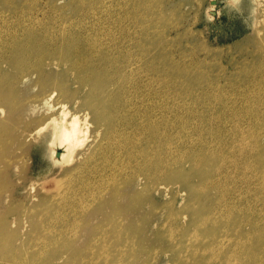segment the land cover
<instances>
[{"label": "rangeland", "instance_id": "obj_1", "mask_svg": "<svg viewBox=\"0 0 264 264\" xmlns=\"http://www.w3.org/2000/svg\"><path fill=\"white\" fill-rule=\"evenodd\" d=\"M26 22H34L40 26L53 22L63 25L67 22V27L74 29L89 27L91 30L97 28L94 30L117 32L122 48V52L120 49L118 51L119 55L125 60L131 58L130 61L134 62L133 58L137 57L141 66L136 77L129 70L124 74V82L127 80L125 84H132L125 87L126 94L121 93V100L128 104L129 111L136 110L134 108L139 111L142 109L137 119L140 118L143 122L153 121L152 125L163 128L161 133H170L167 151L171 148L168 154L173 152L169 158L171 156V161L176 159L174 165L187 167L192 157L211 155L212 162L207 168L210 167L211 171L214 168L211 179L213 177L216 181L217 178L218 182L213 187H188L177 178L170 177L172 188L162 190L155 187L152 191L141 192L142 200L147 201L148 197H152L159 204L169 202L172 209L184 216V222L181 223L186 224L187 234L190 236L196 237L198 233L192 220L194 208H213L215 216L251 220L254 227L257 225L259 231L264 233V165L261 162L264 154V0H0V83L3 84L0 85V90L8 93V87L15 82L13 87L19 100L13 106L15 109L21 107L24 112L22 114H25L20 123L9 121V124H14L10 126L4 122L5 109L3 112L0 110V145L7 146L3 152L12 164L5 168L1 164L5 160L0 162V219L6 214L10 223L2 229V233L10 237L13 235L10 247L0 244V264H15V260L22 257H26V264H46L31 259L36 255L48 257V249L42 245L39 252L34 251L35 246L41 243L37 233H42L45 229L40 226V218L35 219L36 222L31 219L29 211L37 207L44 208L43 205L36 204L42 202L46 206L51 195L60 196L57 182L67 179L77 184L73 175L60 171L64 169L63 166L73 162L72 157L74 159L79 150L88 145L93 132L91 124L83 145L74 151L72 161H68L70 163L54 159L52 149L63 152L64 147L57 140L53 141L55 138L50 134L51 123H47L40 134L26 140V125L33 126L44 121L50 110L48 107L52 106L51 113L56 101L55 95L51 104L46 106L33 102L31 107L34 110L30 114L32 121L28 119L26 123V100L38 91L41 83L30 80L31 78L26 77V68L11 61V46L15 39H25ZM48 74L54 75L56 70L51 68ZM130 88L135 92L134 95ZM65 103V108L70 112L81 115L85 111L79 103ZM158 105L162 108L158 109ZM152 107L154 110L158 109V112L153 111ZM196 114L201 117L200 121ZM87 118L90 120V116ZM130 121L135 120L132 117ZM200 123L204 126L200 127ZM148 126L151 127V123ZM11 131L13 133L10 134ZM137 131L129 130L126 133L129 137L127 141L137 140L130 150L137 156L151 154L156 143L161 142L160 139H156L155 143L152 140L155 133L152 134L151 130L144 131L145 136ZM196 135L199 136L195 137ZM126 142L118 146L126 149ZM104 146L105 144L100 149ZM140 147H143L142 151L138 149ZM211 147L217 154L211 151ZM121 160L120 158L118 163ZM218 165L221 168L217 169ZM124 170L135 189L142 191L148 185L146 176L139 169ZM200 179L198 174L190 178L193 184L199 183ZM219 181L223 184H219ZM98 183H104L101 188L103 193L96 195L108 197L104 190L107 182L101 180ZM151 185H154L153 181ZM181 188L187 190L180 191ZM128 189L127 193L130 194L132 190ZM44 196L47 198L43 199ZM73 197L76 198L77 195ZM71 204L78 206L82 201ZM12 221L14 222L11 223ZM244 224V227L251 229L247 223ZM163 225L164 221L158 220L151 226V231L157 229L160 232V226ZM159 234L156 238L163 240L158 237ZM20 245H23L22 248Z\"/></svg>", "mask_w": 264, "mask_h": 264}, {"label": "bare ground", "instance_id": "obj_2", "mask_svg": "<svg viewBox=\"0 0 264 264\" xmlns=\"http://www.w3.org/2000/svg\"><path fill=\"white\" fill-rule=\"evenodd\" d=\"M54 22L49 25L44 22L46 25L41 24L42 26L34 22H26V26L24 25L26 41L25 39H15L11 46L13 53L11 61L26 68V77L31 78L30 80H36V83L41 82L38 91L26 100V123L28 119L32 121L30 114L34 110L31 107L33 102L46 106L51 104L50 102L56 95L54 110L49 113L52 106L48 107L50 110L45 120L33 126L27 127L26 125V140L40 134L46 124L51 123L50 134L52 138H55L53 141L57 140L56 142L64 147L63 152L52 149L55 153L54 159L60 162L67 161V163L73 160L66 167L63 166L64 169L60 172H65L69 176L73 175V178L77 180V184L67 179L57 182V192L60 196L53 197L51 195L46 206L42 202L36 204V206L43 205L44 208L37 207L29 211L31 219L34 221L40 218V226L45 229L44 232L37 233L41 243L35 246L34 251L39 252L38 249L42 248V245L48 249V253L46 252L48 257H39L35 254L37 257H31V259L46 264H264V233L259 231L257 225L254 227L255 224L249 218L247 221L241 218L215 216L213 208L210 210L194 208L192 220L195 222L197 226L195 230L198 232L195 237L187 234L189 232L186 229V224L181 223L184 222V216L180 215L176 209H172L169 202L159 204L152 197L151 199L148 197L147 201L141 199V195H143L141 192L152 191L155 187L162 190L172 188L173 185L169 183L170 177L177 178L179 182L188 187L196 186L205 189L213 187V184L217 182V178L216 181L213 177L211 179L214 168L212 171L209 170L210 167L207 168L208 164L212 162V157L211 155L204 157L205 154H201V157L196 155L189 160L190 165L187 167L174 165L176 159L171 161V156L169 158L173 152L168 154L171 148L167 151V145L170 144L168 136L170 133L168 134L167 131V134L161 133L163 128L160 129L159 126L152 125L153 121L148 122L147 119L148 121L143 122L140 118V120L137 119L138 113L142 109L140 111L137 108L132 110L131 107L132 112L129 111L128 104L121 100V93L125 92V87H128L129 84V82L125 84L127 80L124 82V74L129 70L131 74L135 73L136 77L141 66L138 64L137 57L133 58L134 62L130 61L131 58L125 60L119 55L118 51L120 49L122 52V48L117 32L94 30L97 28L91 30L89 27L74 29L67 27V22H62L63 25L56 23L55 25ZM124 38L122 39L124 40ZM51 68L56 70V74H48ZM144 79L142 78V80ZM0 85L3 84L0 83ZM10 85L11 87L7 89L8 93H3L0 90V110L3 112L5 109L4 111H6L4 122L8 124L9 121L20 123L25 114H22L21 107L20 109L14 108L13 104L18 103L19 98L16 97L17 94L13 87L15 82ZM129 85L132 86V84ZM132 88L130 89L132 90ZM141 92L143 93V91ZM65 101L79 103L84 108V113L80 115L77 112H70L66 109L67 107L65 108ZM147 103L149 102L147 101ZM166 104H168L167 101ZM161 108L160 106L158 109ZM158 109L155 110L158 112ZM155 110L153 109V111ZM159 114L161 113L159 112ZM142 115L145 114L142 113ZM172 115L174 117V114ZM88 116H90V120H88ZM132 117L135 121H130ZM198 118L200 121L201 117ZM142 119L144 118L142 117ZM150 119L153 120V117ZM157 119L161 120V117ZM172 121L174 122V120ZM149 123H151V127L148 126ZM91 124L93 131L91 141L85 148L79 150L73 159L74 151L84 143L85 134H88ZM167 124L165 125L168 126L169 124ZM9 125L14 124L10 123ZM169 128L173 129L172 126ZM129 130H138L137 132L143 136H145L144 131L151 130L152 134L155 133L152 140L156 143V139H160L161 142L156 143L151 154L143 153L137 156L130 150L137 140L127 141L129 137L126 136V133H129ZM167 130L169 131L168 128ZM11 133L13 132L11 131ZM217 133L219 134V132ZM199 140L201 141V138ZM125 142L126 149L123 146H118ZM49 143L51 142L49 141ZM223 143L225 144L224 141ZM104 144V148L100 149ZM5 147L7 146L0 145V162L5 160L1 164L8 168L12 164L10 158L3 152ZM9 148L11 147L9 146ZM225 148L227 149V147ZM138 149L142 151L143 147ZM213 150L215 151L212 148L211 151ZM262 152L264 153L263 148ZM176 155L174 157L177 158ZM120 158L122 160L118 163ZM261 162L264 165V154ZM130 168H137L146 176L148 185L144 186L142 191L131 185L132 182L129 181L124 170ZM219 168L221 167L219 166L217 169ZM194 174L200 175L199 183L193 184L190 180ZM101 180L107 182L104 190L108 193V197L105 196V198L96 195L103 193L101 188L104 183H98ZM152 181L154 185H151ZM219 182V184H223L222 181ZM128 187L132 190L130 194L127 193ZM179 190H187V188ZM73 195H77V197L72 198ZM42 198L46 199L47 197ZM222 198L224 199L223 196ZM77 201H82V204L78 206L71 204ZM150 219H152L151 222H149ZM158 220L164 221V225L160 226L162 231L159 232L157 229L151 231V226ZM8 223L10 221L5 214L0 219V244L10 247L13 244V235L10 237V235L2 233V229ZM244 223L251 226V229L244 227ZM158 234V237L163 240L156 238ZM22 246L20 245V248ZM15 261V264H26V257Z\"/></svg>", "mask_w": 264, "mask_h": 264}]
</instances>
